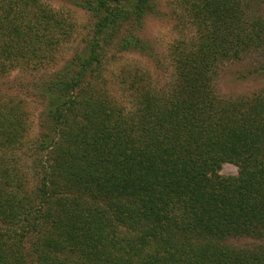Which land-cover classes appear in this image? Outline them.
I'll list each match as a JSON object with an SVG mask.
<instances>
[{
    "label": "trees",
    "instance_id": "obj_1",
    "mask_svg": "<svg viewBox=\"0 0 264 264\" xmlns=\"http://www.w3.org/2000/svg\"><path fill=\"white\" fill-rule=\"evenodd\" d=\"M71 1L89 36L24 86L41 105L33 185L26 101L0 96V264H264V244L223 242L264 237V89L216 84L223 62L264 48V16L247 0H178L191 30L169 46L172 74L123 66L110 88V50L156 59L142 21L159 1ZM74 31L47 0H0V78L48 67ZM225 162L237 173L221 175Z\"/></svg>",
    "mask_w": 264,
    "mask_h": 264
},
{
    "label": "rangeland",
    "instance_id": "obj_2",
    "mask_svg": "<svg viewBox=\"0 0 264 264\" xmlns=\"http://www.w3.org/2000/svg\"><path fill=\"white\" fill-rule=\"evenodd\" d=\"M57 11L67 15L74 27V35L69 40L58 46L53 62L48 67L38 71H25L23 68H16L9 74L0 78V96L15 93L24 98L29 112V130L23 138V153L20 155L21 169L29 184L35 183L36 174L31 168H26L31 163L30 153L33 148L35 138L40 130V103L29 95L26 89L35 82L45 77L46 71H52L61 66L73 53L79 50L86 37L89 36L91 17L88 11L72 3L71 0H47ZM160 12L154 16L144 18L142 33L152 44L157 52L156 59L149 60L144 56L132 51L110 50L106 54L105 71L103 78L108 81L110 88L115 86L110 84L111 76L119 73L123 66L143 65L154 77L164 78L172 74L171 60L169 58V46L178 38L190 35L191 27L187 23L186 15H181L178 0H158ZM249 11L253 15L264 16V0H247ZM107 68V69H106ZM114 79V75H113ZM218 92L222 96L251 95L252 93L264 89V48L252 50L240 59L227 60L223 62L218 70L216 79ZM219 173L221 175H234L237 173V166L225 162L222 164ZM229 246L236 248H251L259 244H264V237H253L247 235L229 236L223 240Z\"/></svg>",
    "mask_w": 264,
    "mask_h": 264
}]
</instances>
